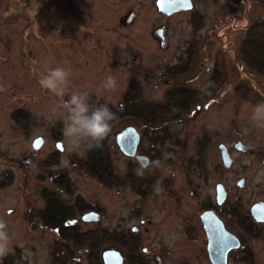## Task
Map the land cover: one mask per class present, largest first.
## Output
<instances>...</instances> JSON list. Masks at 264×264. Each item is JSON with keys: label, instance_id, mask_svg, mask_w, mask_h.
Masks as SVG:
<instances>
[{"label": "rangeland", "instance_id": "obj_1", "mask_svg": "<svg viewBox=\"0 0 264 264\" xmlns=\"http://www.w3.org/2000/svg\"><path fill=\"white\" fill-rule=\"evenodd\" d=\"M194 1L195 11L202 15L201 25L194 27L190 21L192 15L184 14L170 19L169 26L178 44L188 38L205 39L206 45L211 41L201 54L205 56L199 57L198 73L192 81V87L201 97L193 110L195 113L199 111V114L193 119H181L189 123L179 125L174 122L170 126V133L173 131L171 134L178 139V143L172 138L162 144L159 160L163 165L152 170L171 176L179 199L167 198L161 204L159 198L154 203L143 204L145 210L142 216L133 217L130 212L136 202L125 185L129 161L120 152L115 135L127 126L141 130L140 122L127 119L111 126L108 134L111 157L120 179L119 186L125 187L108 191L82 169L87 142L74 149L67 145L62 134L65 116L59 109L60 98L41 88L39 81L48 68H68L71 71V90L87 91L90 99L100 98L105 104L117 108L125 94L127 80L136 83V86L137 82L143 83L138 70L143 73L151 65L145 58L148 51H133L130 41L136 35L144 40L147 30L141 29L140 35L129 30H107V26H102L97 28L96 35H92L89 27L83 28L86 34L81 37L82 40L98 38L120 49L123 67L114 69L116 73L111 75L112 66L104 63L98 65L101 72L96 74L98 78L78 79L73 73L78 67L75 61L87 54L81 55L76 47H66L63 42L62 26L65 21L62 17H71V9L65 8L66 4H70L66 0H0V219L7 223L11 237V250L7 256L0 258L1 264H16L19 259L27 260L28 264H92L84 251L86 247H81L86 255L72 253L65 262H56L48 254L53 237L27 229L26 210L40 200L35 186L53 188L60 174L69 178L70 186H76L75 193L81 194L85 203L100 206L104 214L101 227L120 231L141 226L140 219L152 221L143 224L139 234V247L147 249L144 256L146 264H207L202 252V235L191 236L196 230L191 231L186 225L190 221L197 227L201 202L213 198L215 184H224L229 192L226 212L228 209H239L243 218L253 202L257 199L264 201V166L258 161L264 156V128H258L250 119L253 106L264 103V76L244 64L240 53L243 29L249 23L264 20V0H239L237 13L231 5L235 0ZM21 4L27 7L18 13L14 9ZM151 13L155 15L152 10ZM231 13L237 16L235 20L234 17L233 20L229 18ZM149 17L145 23L147 27ZM66 32L69 33V30ZM86 42L95 44L93 41ZM115 52L118 54V50ZM153 57L154 53L151 54ZM165 61L169 62L163 58ZM209 61L214 62L218 70H224V79L217 80L220 86L213 84L209 80L210 74L203 71ZM109 75L117 81L113 90L104 86ZM238 78L245 81L246 86L239 82L245 87L239 91ZM141 86L146 88L143 93H139V87L134 90L143 102L164 101L163 90L155 82ZM19 109L30 118L24 127L18 126L13 118V113ZM37 137H42L44 142L38 150H34L32 144ZM237 141L249 148L250 153L235 150ZM220 144L230 148L233 162L229 168L222 166ZM241 178L245 180L244 186L238 187L236 184ZM227 225L232 232L241 233L245 238L243 248L233 252L229 264H248L245 259L236 261L233 256L242 257L247 248L252 251L251 264H264V226L258 231V236L250 237L236 223L229 225L227 221ZM73 256L77 259L73 260Z\"/></svg>", "mask_w": 264, "mask_h": 264}, {"label": "flooded vegetation", "instance_id": "obj_2", "mask_svg": "<svg viewBox=\"0 0 264 264\" xmlns=\"http://www.w3.org/2000/svg\"><path fill=\"white\" fill-rule=\"evenodd\" d=\"M66 2H68L70 5L66 4L65 8L71 9L69 12L72 14L71 17H62V20L65 21V24L62 26V34L64 36L63 42H65L66 47H76L78 51H80L81 55L84 53L87 54L86 56L82 55L79 60L75 61V63L78 65L77 70L73 72L75 74V78H98L99 73H101L98 71V65L102 66L104 63H109V66H112L113 71L109 72L111 75L113 73H116L114 69H119L123 67L122 54H120V49H117V47L115 48L114 45H112L111 43L105 44L98 38L91 40H82L81 37L86 34L83 32V28L89 27V31L92 35H96L97 28L102 26H107V30H109L110 28H112L113 30L117 29L119 31L129 30L131 32H135V34L136 32L139 33L141 29H144L147 30V36L146 38H144V40L140 38L139 35H136V38H132L130 41L132 43L131 46L133 51H148V55L145 56V58L151 63V65L143 73L138 70L139 75L142 76L141 78L143 80V83H141L142 81L140 83L137 82L138 86H136V83L133 84L131 80H127L125 93L129 91L130 88L137 89V87L140 88L139 93H143V90L146 88L141 86V84L147 83L148 85H150L152 84V82H155L156 84L161 86L160 88L163 90L164 96L166 94L189 91V89L197 91L192 87V81L195 78V74L198 73V70H196V66L199 64V57L201 58L202 56H205L204 53L203 55L201 54L203 50H205L207 45L210 46L209 43H211V41L206 45L205 39L188 38L186 40H183L182 43L178 44L176 43V40L173 39V35L169 26V20L174 18L175 16L191 14L192 16L190 21L195 27L194 19L196 18V14L200 13L195 11L194 0H191L192 8L190 10L181 9L169 15L159 11L157 7V0H66ZM27 3L28 2H26V4ZM26 7L27 5L21 4V6L16 7L14 10L19 13L23 12ZM112 7L114 8V10L111 11ZM50 8L51 7L48 8L49 11H51ZM100 10H103V12H99ZM151 10L154 12L155 15H152ZM148 15H150V22L147 27L145 23L147 21ZM59 19L61 23L62 21L60 15ZM104 20L107 22L104 23ZM67 21H71L72 23H67ZM156 21L157 23H154ZM67 30H69V33L66 32ZM67 35H71L74 38L69 39ZM96 40L99 43L98 45H96ZM86 41H93L95 44H88ZM177 42L179 41L177 40ZM195 46L196 48H194ZM117 50L118 54H116L115 52ZM150 53H154L153 58H151ZM83 57L85 59H83ZM96 58L99 60H96ZM163 58L169 60V62H163ZM171 59H173L174 61H172ZM68 62L70 63L69 60ZM154 67H157L158 69L152 70ZM203 71L208 72L210 74L209 80H211L212 83L217 86H220L217 80H223L225 77L224 70H218L214 62H207L204 66ZM216 71L220 73L218 79H216V76L214 74V72ZM148 79L150 82L147 81ZM148 90H151V88H148ZM189 122L190 121L179 120L175 123L182 125ZM172 124L174 123H171L169 125L167 134L163 135L162 133H160L159 137H163V139H159L157 142L154 143H152L153 141L148 139L149 137H151V134H148L144 128L140 130L134 127L139 133V143L135 156L128 157L120 151L127 158L128 161L133 160L138 163L139 166L142 168L141 171H143L144 173L143 176H141L142 178L140 179L142 183L136 185L131 182L134 178L131 177L130 169L126 168L125 185H127L129 191L133 194L134 201L136 202V204L133 205V210L130 212L133 217H141L145 210L144 205L147 203H154L159 198L161 204H163L167 198L172 200L174 199L175 201H178L179 199V194L176 185L175 183H172L171 176L159 174L157 172L152 171L155 167L153 159L157 158L160 155V151L163 146L162 144L172 138L175 139L173 134H171L173 133V131L170 133V126ZM150 132L152 131L149 130V133ZM175 141L178 143V139H175ZM228 151L231 155L230 148H228ZM244 153H250V150ZM136 156H142L147 159L145 161L144 166L136 160ZM258 161L264 166V156L260 157V159L258 158ZM147 174L150 175V177H147ZM63 175L64 174H60L58 178ZM147 178H150L152 181L153 179L164 180L167 181V183L161 182L159 185V191H157V182H151ZM240 180H244V178H241ZM239 181L236 185L238 187H243L245 180L241 185H239ZM217 184H215L214 187L213 198L204 199L202 200V202L200 201L202 207L200 208V212H198L197 214V227H195L194 224L190 221H188V224L186 226H188L191 231L196 230V233L192 234L191 236L197 235L199 237V235H202V252L205 256V263L211 264L207 252V237L201 221V215L206 211H213L214 214L223 222L225 229L232 233L234 236H236L240 241L241 247L230 250L227 255V264H229L231 255L233 254V252L242 249L243 243L241 238L238 236V233L232 232L228 228L229 226L227 225V221L223 215V213L226 212L225 207L228 203L227 198L229 196V192L225 188L224 184L222 185L226 190V198L221 204H217L216 202L215 189ZM35 187L39 191V203L35 206L33 205L32 207H30L29 205L24 215V218L25 222L27 223V229L29 232H38L40 233V235L49 234L53 237L48 246L49 256L51 255V257L53 258V256L57 255V250L63 249L64 247L70 249L72 253H81L84 256L87 254V249H84L86 254H83L82 248L80 246H77L75 238L88 235L98 238H103L104 236L114 237V235L117 233H126L125 235L123 234V236L127 238L128 242L131 240V236L135 238V240H133L136 242V244L132 248L134 252H125L113 240L103 241L99 244V251H101L99 256V263L103 264L102 255L105 251L108 250H114L118 252L122 257V264H127L128 259L130 260L132 258L142 260L145 264L147 263L144 258L147 249L145 247H139L141 241L139 234L143 224H145L146 222L150 224L152 222L151 220L140 219L141 226H132L125 230L115 231L114 229H106L100 226V222L104 218V214L100 210V206H90L85 203V200L82 195L75 193V191L77 190L76 186H57L55 184V186L53 187L54 189L49 188L48 186ZM102 187L109 191L114 188L118 189L125 186L112 185ZM66 196L73 197H71L70 199H66ZM257 202L264 201L261 199H257L248 208V211L244 212L245 218L250 219L249 223L251 230L256 235L258 234V231L264 226V222L257 221L250 214V208L253 206V204ZM55 206H62L65 208L70 207L68 215L62 218V227L57 225L51 226L49 224L48 220L51 218L52 212H55ZM81 207H83L84 209ZM230 210L231 209H228L227 211ZM237 211L240 215H242V212H240L239 209ZM89 212L97 213L98 220L89 222L82 221L81 216ZM84 225H88L89 227H82ZM183 232L185 233L186 229H184ZM189 234H191V232H189ZM52 250H54V255L52 254ZM72 259L75 260L77 259V257H74ZM16 264H28V261L25 259H19Z\"/></svg>", "mask_w": 264, "mask_h": 264}, {"label": "trees", "instance_id": "obj_3", "mask_svg": "<svg viewBox=\"0 0 264 264\" xmlns=\"http://www.w3.org/2000/svg\"><path fill=\"white\" fill-rule=\"evenodd\" d=\"M232 6L234 5L235 13L238 11V5L240 3L239 0H235L232 2ZM237 5V6H236ZM234 13V14H235ZM232 15L231 18L233 20L236 19V15ZM195 26L201 25L202 23V15L196 14V18L194 19ZM241 38V48L240 53L242 56V61L246 64L253 72H256L259 75L264 76V20L255 21L249 23L244 29ZM196 48V46L194 47ZM237 70L240 69L237 66ZM216 79H218L220 73L218 71L214 72ZM241 82L245 86V81L238 78V83ZM240 84V89H244L245 87ZM237 91V92H238ZM243 91V90H242ZM241 91V92H242ZM240 92V93H241ZM140 94L137 93L134 88H130L123 97L122 102L119 107L114 108L112 105L105 104L100 98H91L90 101L96 104H104L107 105L116 115L115 120L112 122V125L118 124L121 120L132 119L140 122L142 128H144L148 134H151V141L157 142L159 139H163V137H159L160 133L163 135L167 134L169 125L171 123L177 122L183 118H192L197 116L199 111L196 113L193 112L195 106L201 101V97L194 90L189 89V91L166 94L164 101H149L143 102L139 99ZM193 112V115L191 114ZM190 114V115H189ZM13 118L16 121L17 125L20 127H24L26 123L29 121L27 113L23 112L22 109H19L13 113ZM193 119V118H192ZM146 121V122H145ZM149 130L152 132L149 133ZM111 140L108 135L102 142V146L99 149L89 150L87 148L86 156L83 160L82 169L86 171L89 175L94 177L98 183L102 186H119L120 179L115 171L114 162L111 157ZM159 160V156L153 161ZM129 169L131 177L134 179L131 181L134 184L142 183L140 179L141 176L137 175V171L142 168L136 162L129 161ZM150 177V175H146ZM151 182H165L164 180L147 178ZM57 186H70V180L66 175L60 176L57 180L54 181ZM83 208V207H81ZM84 209V208H83ZM54 211L52 212L51 218L48 220L51 226H61L63 219L68 215L70 211V207H62L55 206ZM225 219L230 223H236L243 232L247 233L251 236L256 235L250 228V219L243 218L242 215L238 213L237 210H230L223 213ZM62 227V226H61ZM66 230V229H63ZM70 230V229H69ZM126 233H117L114 237L104 236L103 238L92 237L91 235L83 236L75 238V242L77 246L86 247L87 256L92 264H100L99 263V244L103 241L113 240L120 248H122L125 252L132 253L134 250L132 249L136 242L135 238L131 236V240L128 242L127 238L123 236ZM241 238L242 243H244V235L238 234ZM134 239V240H133ZM243 258L237 257L236 254L233 255L235 260L245 259L248 264H251L252 261V251L250 248H247L243 251ZM52 254L54 255V250H52ZM68 256H72V252L68 248H63L57 250V255L53 256L56 262L60 261V263L65 262ZM135 258V257H134ZM145 264L142 260L139 259H128L127 264Z\"/></svg>", "mask_w": 264, "mask_h": 264}, {"label": "clouds", "instance_id": "obj_4", "mask_svg": "<svg viewBox=\"0 0 264 264\" xmlns=\"http://www.w3.org/2000/svg\"><path fill=\"white\" fill-rule=\"evenodd\" d=\"M39 83L41 88L60 98L59 109L65 116L62 134L67 145L74 149L80 147L82 142H87L89 150L99 149L111 131L112 122L116 118L115 113L107 105L92 103L87 91L71 90V71L65 67L48 68ZM104 86L109 90L115 89L117 86L115 77L107 76ZM250 119L258 128H264V103L253 106ZM162 165L163 162L160 160L154 162L156 167ZM143 174V171H137V175ZM160 183L161 181H157V191ZM10 250L11 237L7 223L0 219V258L7 256Z\"/></svg>", "mask_w": 264, "mask_h": 264}, {"label": "water", "instance_id": "obj_5", "mask_svg": "<svg viewBox=\"0 0 264 264\" xmlns=\"http://www.w3.org/2000/svg\"><path fill=\"white\" fill-rule=\"evenodd\" d=\"M159 11L169 15L181 9L190 10L192 8L191 0H157ZM116 144L119 150L128 157H134L139 143V133L133 126H127L115 135ZM42 138H36L32 147L38 150L43 143ZM235 149L241 152L249 150L241 141L234 145ZM60 149V148H59ZM222 166L229 168L233 159L228 148L220 144L219 147ZM136 160L145 165V157L136 156ZM264 163V161H263ZM244 180L239 181V185ZM216 202L221 204L226 198V190L222 184L216 185ZM250 214L259 222H264V202H257L250 208ZM82 221H96L98 214L89 212L81 216ZM201 221L207 237V252L211 264H227V255L230 250L237 249L240 246L239 239L227 231L223 222L214 214L213 211H206L201 215ZM103 264H122V257L114 250L105 251L102 255Z\"/></svg>", "mask_w": 264, "mask_h": 264}]
</instances>
